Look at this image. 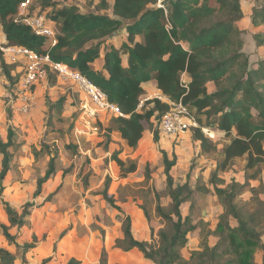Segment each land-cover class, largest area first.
Returning <instances> with one entry per match:
<instances>
[{
    "label": "trees",
    "instance_id": "obj_1",
    "mask_svg": "<svg viewBox=\"0 0 264 264\" xmlns=\"http://www.w3.org/2000/svg\"><path fill=\"white\" fill-rule=\"evenodd\" d=\"M33 1L0 0V35L4 46L21 47L38 56H48L51 63L66 66L98 88L108 102L115 104L126 116L111 118L107 126L101 127L108 139L116 133L127 148L135 150L152 120L157 122L154 139H158L159 121L169 106L156 99L143 101L146 93L142 85L149 82H155L162 96L171 102H180L192 115L198 128L190 132L202 154H216L217 145L203 135L201 128L215 130L228 139L218 153L211 178L228 171L236 160H243L244 182L230 185L234 193L218 189L214 184L215 193L225 198L223 212L211 231L217 242L209 247L206 241H201L200 250L191 253L190 259H195V264H221L225 257L224 264H253V253L248 249L257 248L262 253L261 264H264V218L260 221L262 229L257 231L256 215L242 218L233 204L237 196L247 191L251 181H258L264 191L258 169L264 164V58L250 62L242 51V23L247 18L249 5L242 0H95L100 11L107 10L108 2L112 1L109 16L81 14L73 6L58 8L52 0ZM24 3H28V7L32 4L28 15L35 14L36 9H39L37 15L50 10L47 21L58 26L53 47H47V39L34 35L22 23L19 10ZM248 18L253 28L260 27L254 34L255 39L264 42V1L249 9ZM121 28L126 33L122 43L118 47L107 45L108 39ZM102 51V67L96 69L94 63L100 59ZM12 71L0 52V76L14 85L19 76L10 77ZM209 83L214 86L211 93L207 88ZM65 102V98L59 99L53 108H61ZM12 139L10 129L6 142L0 139V204L8 223V226L0 224V236L7 245L14 247L15 254L0 248V264H15L17 260L27 264L26 254L35 248V243L19 245L16 240L18 232L28 226L27 219L36 206L25 203L15 210L2 199L3 181L12 160L9 153ZM71 148L77 149L69 145L68 149ZM45 149L49 161L43 177L36 182L33 198L40 196L42 186L55 173L57 156L49 147ZM118 155L114 152L111 161L117 166L120 177L125 179L136 171L137 164L122 161ZM163 164L170 203L167 208L162 206L160 196L154 193L155 214L170 233L160 229L156 243L133 237L129 216L116 205L113 196L107 194L110 179L105 181L100 195L122 218L121 235L115 239L114 249L137 250L143 259L153 264H187L180 250L187 243V235L197 227L188 216H182L180 208L188 201L191 191L187 184L174 185L170 174L174 164L165 156ZM145 180H150L147 170ZM50 196L53 194L47 198ZM121 202H125V198ZM140 210L149 223L148 212L143 207ZM231 220L235 226L231 225ZM14 229L16 233L12 235L10 230ZM70 230L71 226L63 230L58 240ZM150 232L153 238V231ZM50 260V257L43 259L40 264ZM66 264L80 262L70 259Z\"/></svg>",
    "mask_w": 264,
    "mask_h": 264
},
{
    "label": "rangeland",
    "instance_id": "obj_2",
    "mask_svg": "<svg viewBox=\"0 0 264 264\" xmlns=\"http://www.w3.org/2000/svg\"><path fill=\"white\" fill-rule=\"evenodd\" d=\"M52 1L58 8L73 6L81 14L101 13L110 16L112 7V1L108 2L109 8L105 11L98 9L95 0ZM37 2L38 0L33 1ZM242 2L252 6L259 3L258 0ZM31 6L32 4L27 6L26 11L30 10ZM35 12L38 13L39 9ZM42 15L48 20L50 10ZM48 22L57 32L58 26ZM245 24L249 28H246L244 33L248 31L250 37L244 50L247 53L253 51L254 54L250 56L264 58V42L254 37L260 27H251L249 19ZM125 36V29L121 28L108 39L107 45L118 47ZM47 44L46 46L50 47ZM2 46L0 44V47ZM100 55V59L94 63L96 69L101 65L103 51ZM45 71L44 80L29 90L33 108L26 114L15 110L18 106L16 82L14 81V85L10 84L8 79L0 76V139L6 142L8 129L13 133V146L9 149L12 160L10 170L3 181L2 199L15 210H19L25 203H34L36 206L27 219L28 226L18 232L16 240L19 245L35 243V248L26 254L27 264H40L43 259L49 257L51 260L47 264H66L70 259L77 260L80 264H153L143 259L137 250L122 252L114 249V241L121 235L122 218L100 194L105 181L110 179L107 194L113 196L116 205L129 216L133 237L139 241L158 242L157 232L160 229L170 233L165 223L155 214L154 193L160 196L162 206L167 208L170 203L164 176V156L174 164L170 171L174 185L187 184L191 191L188 201L182 204L180 209L182 216H188L197 228L187 235V243L181 248L180 254L187 264H195V259H190V254L200 250L199 243L206 241L210 247L217 242L211 231L223 212L225 198L215 193L214 184L218 189L230 193V185L233 182L239 185L244 182L243 160H236L228 171L219 173L215 179L211 178L218 153L228 139L209 129L210 134H215L211 140L217 145V153L206 155L200 152L198 142L192 138V132L175 140L160 136L155 140L157 122L152 120L135 150L127 148L116 133H112L108 139L102 129L93 143L86 142L85 139L78 141L74 128L80 95L76 87L60 78L57 72L47 67ZM15 75L14 71L10 73L12 78ZM213 89L209 87L208 92L211 93ZM149 91L155 92L154 87ZM153 95L155 94L145 98H152ZM62 98L66 99L63 106L53 108ZM108 121L106 120L102 127L107 126ZM69 145L76 146L77 149H68ZM45 146L57 156L55 173L42 186L40 196L33 198L36 182L43 177L49 161ZM114 152L119 153L118 157L122 161H135L137 164L136 171L125 179L120 177L117 166L111 161ZM1 159L0 155V164ZM258 169L261 171L260 179L264 187V164ZM146 170L150 175L148 181L145 180ZM249 185L247 191L237 196L233 204L242 218L256 215L255 227L260 231L263 226L260 221L264 218V191L258 181H251ZM125 187L129 189L122 190ZM51 194L53 196L47 198ZM122 198H125L123 203ZM142 207L149 214V223L143 217L140 210ZM6 221L0 204V224H6ZM230 223L235 226L234 221L231 220ZM69 226V233L57 241L59 234ZM150 230L153 231V238ZM10 232L12 235L16 233L15 229ZM0 248L15 254L14 247L7 245L1 236ZM248 250L253 253L252 263L261 264L262 253L259 249ZM221 260V264L227 261L225 257ZM15 264H21V261L17 260Z\"/></svg>",
    "mask_w": 264,
    "mask_h": 264
},
{
    "label": "built area",
    "instance_id": "obj_3",
    "mask_svg": "<svg viewBox=\"0 0 264 264\" xmlns=\"http://www.w3.org/2000/svg\"><path fill=\"white\" fill-rule=\"evenodd\" d=\"M27 6L28 3L20 6L19 16L22 18V23L34 35L47 39L49 46L53 47L56 44L55 37L57 32L53 30L52 25L45 19L44 15H37V13L28 15ZM0 52L5 62L19 76L16 83L18 106L15 108L18 113L26 114L33 108L29 90L44 80L46 75L45 68L47 67L51 71L57 72L63 80L71 82L80 95L77 122L74 128V134L78 141L85 139L86 142L92 143L97 139L106 120L126 118L120 109L115 104L108 102L106 96L86 78L77 72L71 71L64 65L51 63L48 56H38L25 48L4 45L0 47ZM151 99L165 102L169 106L167 112L162 115L159 121L160 137L175 140L198 128L192 115L180 102H171L162 96L161 93H157L152 98H146L143 101ZM143 101L138 108H140ZM201 132L209 139L215 136V134H210V130L207 128H201Z\"/></svg>",
    "mask_w": 264,
    "mask_h": 264
},
{
    "label": "crops",
    "instance_id": "obj_4",
    "mask_svg": "<svg viewBox=\"0 0 264 264\" xmlns=\"http://www.w3.org/2000/svg\"><path fill=\"white\" fill-rule=\"evenodd\" d=\"M258 2L259 3H261V2H263V0H258ZM252 7V4H250L249 5V7H248V10H247V18L244 20V22L242 23V28L245 30L246 28H249V26L248 25H246L245 23H246V21L249 19L248 18V16H249V9ZM251 25V24H250ZM251 27H252V25H251ZM248 37H250V35L248 34V31L246 32L245 31V33H244V35H243V42H244V46H243V53L246 55V56H248V58H249V60H251L252 62H256L259 58L261 59V58H263V57H259V58H255V55L254 56H250V54H254L253 53V51L251 52V53H247V51H245L244 50V48H245V43H246V41L248 40ZM0 44H2V45H4L5 44V41H4V39H3V36L2 35H0ZM248 48V47H247ZM102 63H103V60L101 61V65L99 66V68H97V69H101V67H102ZM142 87H143V89H144V91H145V93H146V96H149L150 94H157V93H160L157 89H156V84H155V82H149V83H146V84H144V85H142ZM154 87V89H155V92H157V93H155V92H152V93H149L150 91H149V89L150 90H152V88ZM214 88V86H213V84H211V83H209L208 85H207V88ZM212 91V90H211ZM210 93V92H209ZM150 98V97H149ZM146 99V98H145ZM218 135V134H217ZM213 140V139H212ZM94 142V141H93ZM92 142V143H93ZM88 158H90L89 157V155H88ZM6 216V215H5ZM7 220V219H6ZM3 225H6V226H8V223H7V221H6V224H4L3 223ZM11 231V230H10ZM62 240V239H61ZM57 241H60V240H58V238H57ZM46 259V258H45Z\"/></svg>",
    "mask_w": 264,
    "mask_h": 264
}]
</instances>
